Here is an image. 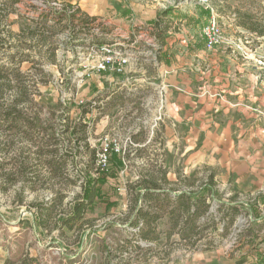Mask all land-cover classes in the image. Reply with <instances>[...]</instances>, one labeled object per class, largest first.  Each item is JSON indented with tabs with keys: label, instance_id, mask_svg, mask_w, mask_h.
Here are the masks:
<instances>
[{
	"label": "rangeland",
	"instance_id": "obj_1",
	"mask_svg": "<svg viewBox=\"0 0 264 264\" xmlns=\"http://www.w3.org/2000/svg\"><path fill=\"white\" fill-rule=\"evenodd\" d=\"M70 1L75 3L66 0H0V37L3 39L0 63L10 66L13 54H29L34 62H23L22 71L42 79L37 84L39 106L35 109L40 113V122L37 123L40 133L35 134L44 140L54 136L58 143L52 146L48 142L43 149L60 147L62 151L74 152L77 139L85 137L79 142L76 156L62 164L64 174L53 176L51 165L55 164L46 163L51 156L43 162L46 155L41 154L42 161L39 162V154L34 153L41 143L34 145L22 133L8 135L0 132V185L8 187L5 192L0 188V264L9 260L25 264L32 259L34 264H213L215 256L204 252L201 247L189 249L176 243L178 238L175 235L168 244L166 241L148 242L139 237L138 228L128 223L133 217V214L126 217L133 200V195H129L130 183L147 172L158 175V169L163 167L168 170L167 178L172 182L168 188L175 191L190 189V183L198 187L205 181L210 166L199 162L201 157L196 154L202 140L195 141L194 146L185 132L188 125L183 123L180 128L174 123V108L167 101L169 87L164 80L165 74L160 73L161 44L151 30L156 19L129 29L127 24L129 20H144L148 15L157 18L168 7L176 9L170 14L175 19L180 12L187 14L182 9L193 12L195 7L203 6L201 14L204 16L212 8L221 9L223 15H219L224 17L221 22L226 24V37L238 38L248 34L236 28V10H249L264 21V0H122L121 9L107 8L105 17L95 19L79 12L77 5L82 2L90 10L94 4L100 3L99 0ZM105 3L111 1L105 0ZM126 6L137 11L128 12ZM43 20H46L47 29L37 30L35 34L45 37L48 45L39 42L41 37L29 36V26L41 28L39 22ZM205 25L202 23L196 30L192 27L189 30L202 35ZM123 34H129L130 39L122 41ZM148 38L154 39L156 44L152 45ZM99 41L124 42L123 48L132 55V64L121 74L97 71L94 66L100 57L93 48ZM172 46L170 55L173 58L194 50L189 42L182 46L173 43ZM218 47L236 55L242 52L225 43L214 47L220 52L222 48ZM261 51L263 57L258 65L263 69L264 45ZM225 63L223 61L222 65ZM204 68V71H213L217 64ZM12 84L17 83L12 81ZM163 84L166 88L161 94L159 86ZM7 85L8 82L4 85L5 96L10 98L12 94ZM81 105H85L87 113L82 114ZM159 112L161 119H158ZM93 149L97 150V159L106 150L110 160V170L106 167L102 173L104 182L100 198L89 208L83 222L72 230H61L57 228L56 220L63 217L70 202L83 193L85 168L92 162ZM120 157L126 163L124 168H120L117 162ZM93 166L92 172L96 175L95 170L100 166L98 160ZM111 168H114L113 174H106ZM18 169L41 174L36 189L30 190L26 186L22 198L17 193L23 181L6 180V173ZM250 174H216L220 184L214 192L215 200H212L214 213L220 210L221 201H230L239 180ZM254 174L259 179L257 190L239 194L240 214L228 237L217 239L216 255L239 256L241 248L247 245L244 241L250 238L247 232L251 227H258L259 236L254 237V244L264 243V172ZM57 191L64 197L61 203H57L55 211L52 210L55 219L49 222L50 229H43L32 204L51 200ZM138 203L143 204V201ZM168 229L165 218L158 227L162 240ZM256 256V261L253 259L244 264L264 263V244Z\"/></svg>",
	"mask_w": 264,
	"mask_h": 264
},
{
	"label": "trees",
	"instance_id": "obj_2",
	"mask_svg": "<svg viewBox=\"0 0 264 264\" xmlns=\"http://www.w3.org/2000/svg\"><path fill=\"white\" fill-rule=\"evenodd\" d=\"M174 10V7H168L166 10L161 11L157 19L153 22L154 32L152 33L161 44L160 50L163 49L169 32L178 29V26L169 17ZM78 11L80 12V9ZM215 11L223 15L221 9H215ZM208 12L211 14V9ZM236 14L237 26L243 27L258 36H264V21H261L255 13L239 8L236 10ZM39 25L42 27L36 29H32L31 25L29 26L31 30L29 36L31 38L34 36L41 37L39 42L48 45L45 37H42L40 34H35L38 33L36 32L37 30L45 31L47 29L46 20L39 22ZM2 42L3 39L0 37V46H3L1 44ZM101 42L99 41L98 43ZM10 60V66H5L0 63V132L9 133L8 135L22 133L34 145L41 143V146L38 145L36 151H34V153L39 154L37 160L39 162L42 161L41 154L46 155L43 162L51 156V159L46 160V163L55 164L51 165L53 167L51 175L62 176L64 174L62 164L76 156L79 150V142L80 140H84L85 137H79L77 139L74 152H69L67 149L66 151H62L59 149L60 147L43 149V145H46L48 142L52 146L58 143L57 138L54 136H50L44 140L35 134L40 133L37 124L40 122V113L35 111V109L39 106V103L36 101V96L39 95L37 84L42 79L33 78L30 72L22 71L21 66L23 62L32 61L29 54H13ZM12 81H15L17 84H12ZM7 82V88L10 89L12 94L10 98L5 96L6 88H4V85ZM81 108L82 114L87 113L85 105H81ZM14 129L15 132H12ZM78 131H81V129L75 131V133ZM38 138L40 139L37 141ZM96 154L97 150L93 149L92 162L85 168L86 182L83 187V193L76 196L70 202V207L64 211V216L56 220L57 228L61 230L63 228L72 230L75 225L83 222L89 208L100 198L102 184L104 182L102 173H105L106 167L102 168L99 166L95 170L96 175H93L92 168H94L93 165L98 160ZM116 155L119 156V154ZM119 159L117 161L119 167L124 168L126 166L125 161L122 157ZM108 166H110V160H108L106 170H110ZM113 170L114 168H111V172L106 174H113ZM167 174L168 170L160 167L158 169V175L147 172L141 178L128 185L129 195H133V200H131L128 215L126 216L129 218V214H133V217L129 219L128 223L130 226L138 228L139 237L148 242L160 243L161 241H166L168 244L172 242V238L175 235L178 238L175 242L189 249H199L200 247L204 251L217 249V239L228 237L230 228L234 226L240 214L239 193L234 192L228 203L221 201V205L219 206L220 210L218 213H214L211 206L212 200H215L214 192L218 187L214 172L210 171L208 177L198 187L190 183V189L180 188L176 191L167 187L168 185H172V182L167 178ZM40 175L35 171L18 169L6 173V180L14 182L21 179L23 181V185L20 186L17 193L22 198L27 187L30 190L36 189V183L40 180ZM0 186L4 192L8 190L6 184ZM63 197L64 194L57 191L51 200L32 204L36 208L35 214L37 221L43 229H50L49 222L55 219L52 210L55 211L57 203H61ZM140 200L143 201V204L138 203ZM19 201L21 202L22 199H19ZM165 218H167L169 229L164 232V238L162 240V235L158 231V227L163 223ZM257 229L258 227H251L248 230L247 234H250V238L244 241L246 244L254 245V237L259 236ZM6 264L16 263L9 260ZM25 264H34L33 259L29 260V262L27 261Z\"/></svg>",
	"mask_w": 264,
	"mask_h": 264
},
{
	"label": "crops",
	"instance_id": "obj_3",
	"mask_svg": "<svg viewBox=\"0 0 264 264\" xmlns=\"http://www.w3.org/2000/svg\"><path fill=\"white\" fill-rule=\"evenodd\" d=\"M110 1L111 3H105V0H99L100 3L94 4L90 10L82 2L77 6L82 13L95 19L98 16L105 17L107 8L116 7V11L121 9L122 0ZM66 2L75 3L70 0ZM95 5L98 8H94ZM125 9H129L128 12L137 11L129 6ZM193 10L195 12L182 9L187 14L180 12L175 19L170 16L178 29L169 32L159 63L160 73L165 74L164 80L169 87L167 101L174 108L175 125H180V128L183 123L188 125L185 132L190 137V143L195 146V141L202 140L196 154L201 157L199 162L210 166L218 186L220 181L216 174L219 172H248L251 174L242 176L237 191L234 192L250 194L257 190L256 184L259 182L254 173L264 172V68L258 65L263 57L261 48L264 36L235 25L240 32L242 30L244 34H248L238 37L247 44L243 47L244 52L236 55L223 47V51L218 47L220 52L215 48L208 49L204 34L198 35V31H191L189 28L196 30L198 25L207 24L211 14L206 11L207 14L202 15L203 6H197ZM175 11L176 9L173 12ZM153 18L157 19L154 15H148L144 20H129L127 27L129 29L138 24L145 25ZM219 19L224 17L219 15ZM151 26L154 32L153 24ZM186 42L194 50L183 53L180 58H173L170 55L173 43H180L182 46ZM223 61H226L224 65ZM211 64H217V69L204 71V66ZM237 162L239 164L235 166ZM263 244L244 245L241 254L236 257L238 259L234 256L227 258L216 255L214 251H218V248L204 252L215 256L213 264H244L253 259L256 261V253Z\"/></svg>",
	"mask_w": 264,
	"mask_h": 264
},
{
	"label": "built area",
	"instance_id": "obj_4",
	"mask_svg": "<svg viewBox=\"0 0 264 264\" xmlns=\"http://www.w3.org/2000/svg\"><path fill=\"white\" fill-rule=\"evenodd\" d=\"M206 1V0H205ZM212 15L207 22V24L203 28V34L206 38V46L208 49H212L215 46L225 43L228 46L234 48H238L242 52H244L245 43L242 39L235 38L233 36L226 37L225 35V28L226 24L221 22L219 19V14L212 8ZM142 37V36H140ZM122 41H128L130 39L129 34H123ZM152 45H155L156 42L152 38H148ZM124 42H115V43H108V42H101L95 44L93 50L95 53L99 54V60L95 64L94 68L99 72H107L112 71L115 73H123L127 66L132 64V55L129 54L124 48ZM125 47V46H124ZM165 85H160V93L162 94L165 91ZM161 106L160 109H162ZM162 114L159 112L158 119H161ZM119 152L120 149L116 148ZM109 160V156L107 151L104 150L99 154L98 162L102 168L107 167Z\"/></svg>",
	"mask_w": 264,
	"mask_h": 264
}]
</instances>
